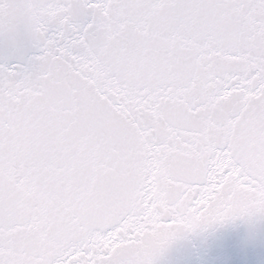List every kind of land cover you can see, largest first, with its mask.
I'll use <instances>...</instances> for the list:
<instances>
[{
  "label": "water",
  "instance_id": "water-1",
  "mask_svg": "<svg viewBox=\"0 0 264 264\" xmlns=\"http://www.w3.org/2000/svg\"><path fill=\"white\" fill-rule=\"evenodd\" d=\"M0 264H264V0H0Z\"/></svg>",
  "mask_w": 264,
  "mask_h": 264
}]
</instances>
